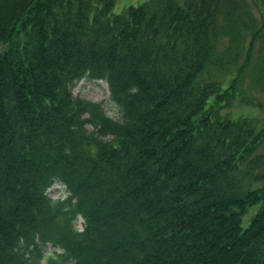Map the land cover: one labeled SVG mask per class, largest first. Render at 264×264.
Here are the masks:
<instances>
[{"label":"trees","instance_id":"obj_1","mask_svg":"<svg viewBox=\"0 0 264 264\" xmlns=\"http://www.w3.org/2000/svg\"><path fill=\"white\" fill-rule=\"evenodd\" d=\"M255 2L0 0V264H264Z\"/></svg>","mask_w":264,"mask_h":264},{"label":"rangeland","instance_id":"obj_2","mask_svg":"<svg viewBox=\"0 0 264 264\" xmlns=\"http://www.w3.org/2000/svg\"><path fill=\"white\" fill-rule=\"evenodd\" d=\"M144 0H115L113 11L120 12L128 4H138ZM253 13L259 19H261V13L259 7L257 6L255 0H248ZM3 48V45H0V50ZM247 82V77L244 79ZM72 93L90 100L100 102L102 108L107 115L115 118L121 119V111L119 106L110 98L108 84L105 80L102 79H91V78H81L75 83L72 88ZM260 100L262 106H255L248 103L239 102L238 100L230 106H226L222 109L223 112H229L232 116L239 115H249L258 119L259 123L264 120V96L262 93L255 94ZM88 130H93L94 127L91 124L87 125ZM48 194L56 199L63 198L67 195V190L61 183L55 182L48 188ZM261 204L257 203L247 207L246 212L243 216V226H245L252 216L260 208ZM81 218L79 217L76 221V226L81 227ZM46 251H51L53 249L59 250L56 247H53L51 244H47L45 247Z\"/></svg>","mask_w":264,"mask_h":264}]
</instances>
